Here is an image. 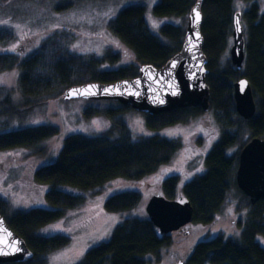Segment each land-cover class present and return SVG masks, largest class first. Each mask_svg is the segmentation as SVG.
<instances>
[{"label":"trees","instance_id":"16d2710c","mask_svg":"<svg viewBox=\"0 0 264 264\" xmlns=\"http://www.w3.org/2000/svg\"><path fill=\"white\" fill-rule=\"evenodd\" d=\"M198 0H159L152 9L155 18H187ZM236 0H202V51L207 59L205 77L209 88V111L187 108L156 116L141 114L145 126L153 131L175 125H187L205 113H210L218 128V139L203 160V172L193 178L167 175L161 178L160 194L167 200L184 196L193 214L190 226H209L221 212L227 195L233 189L239 195V209L245 211L234 238L215 235L195 244L184 264H264V199L251 205L236 186L235 174L242 147L253 138L264 140V11L257 0H237L248 5L242 14L245 33V58L240 71L225 58L232 31V16ZM72 4L62 1L55 11L69 10ZM111 37L130 52L134 64L116 67L119 53L107 48L102 57L80 55L70 51L75 35L68 29H56L28 54L22 48L7 49L14 34L0 28V75L17 72L16 91L21 107L30 110L59 98L68 88L89 83L109 84L136 77L142 65L162 67L176 54L183 41V26L164 24L159 35H153L145 21L143 5L121 9L107 24ZM110 69H102L103 66ZM245 78L252 90L256 110L250 120L236 112L233 85ZM10 92L0 88V154L13 150L32 151L43 155V145L58 135L56 126L40 125L9 129L8 120L20 116L12 103ZM104 108L87 107L85 119L104 117L110 128L94 137L80 134L67 136L56 159L35 169L32 182L43 188L42 206L27 211L9 212L7 202L0 197V215L32 252L33 257L19 264H47V258L67 247L66 235L43 237L38 231L65 218L67 211L80 208L83 196L64 189L89 192L114 180L138 182L156 174L170 163L181 149L178 140L159 136L133 139L125 116L131 110L117 102ZM246 135V141L243 136ZM236 148L235 152L232 151ZM142 196L137 192H122L107 198L103 208L107 213L120 214L138 208ZM171 234L161 235L147 218H129L118 224L108 241L86 251L76 264H150L159 261L161 253L172 247ZM16 264V263H12Z\"/></svg>","mask_w":264,"mask_h":264},{"label":"rangeland","instance_id":"374dc122","mask_svg":"<svg viewBox=\"0 0 264 264\" xmlns=\"http://www.w3.org/2000/svg\"><path fill=\"white\" fill-rule=\"evenodd\" d=\"M69 1L72 8L57 12V4ZM159 0H0V28L8 29L14 34V41L7 49L22 48L21 54H28L40 42L56 29H68L75 39L70 51L80 55L102 57L110 48L121 56V62L114 68L134 64L130 52L114 40L108 32L107 24L117 12L129 5L145 7V21L149 31L159 35V27L164 24L186 27L187 18H161L152 14L154 5ZM260 12L264 11V0H257ZM248 5L235 1L234 12L243 14ZM155 25V26H154ZM244 28V22L242 20ZM232 38L228 41L225 58H229ZM5 50L0 47V52ZM102 69H110L103 66ZM17 72L15 70L0 75V88L10 92L12 103L19 110V115L8 120L9 129L40 125H54L58 135L43 145V155L36 156L32 151L13 150L0 154V197L7 202L10 213L27 211L42 206L43 188L34 185L32 173L35 169L52 163L61 147L63 140L73 134L86 137L97 136L110 128V121L104 117L85 119L82 112L87 107L104 108L114 106L115 101H89L72 99L64 101L62 97L50 99L30 110L21 107V98L16 91ZM95 122V123H94ZM125 122L133 139L140 137L159 136L168 140H178L182 147L169 164L162 167L156 174L138 182L114 180L89 192L73 189L64 191L85 198V203L78 209L67 211L65 218L48 225L38 231L43 237L66 235L70 238L67 247L56 251L47 258V264H76L90 248L109 240L113 229L129 218H145V207L148 200L160 194L161 178L167 175L193 178L203 172V160L213 143L218 139V128L210 113L202 114L187 125H175L161 130L148 129L140 113L130 110ZM246 141L247 136H243ZM236 148L232 151L235 152ZM122 192H137L142 196L138 208L120 214L107 213L103 208L105 200ZM239 195L232 189L227 195L221 212L214 222L205 227L188 226L181 231L171 233L173 245L164 250L159 261L153 258L150 264H173L185 261L192 247L200 241L215 235L234 238L239 234V223L243 221L245 211L240 210ZM264 247V242L260 241Z\"/></svg>","mask_w":264,"mask_h":264},{"label":"water","instance_id":"95a60500","mask_svg":"<svg viewBox=\"0 0 264 264\" xmlns=\"http://www.w3.org/2000/svg\"><path fill=\"white\" fill-rule=\"evenodd\" d=\"M201 3L202 0H198L189 11L179 51L162 67L142 65L134 78L109 84L89 83L71 87L63 92L62 99L115 101L149 116L187 108H200L203 112H208L210 93L205 82L207 59L202 51ZM194 9L200 14L198 23L194 22ZM231 38L229 58L236 70L240 71L245 58V33L240 12H234L232 16ZM241 82L245 83L242 85ZM89 89L94 94L74 93V90ZM233 99L237 114L243 120H250L255 114L256 106L251 87L245 78H241L233 85ZM235 183L251 205L264 199L263 139L253 138L240 150ZM145 213L159 233L167 235L190 226L193 209L184 196L180 195L170 201L162 194H155L148 200ZM32 257L33 254L25 242L10 229L0 215V264L25 263Z\"/></svg>","mask_w":264,"mask_h":264},{"label":"snow or ice","instance_id":"6c2138e0","mask_svg":"<svg viewBox=\"0 0 264 264\" xmlns=\"http://www.w3.org/2000/svg\"><path fill=\"white\" fill-rule=\"evenodd\" d=\"M194 13H195V20H194V22H196V23H198L199 22V19H200V14H199V12L198 11H196L195 9H194ZM155 26V25H154ZM240 29H239V22H237V31H239ZM14 50V49H13ZM242 83V85L245 83V82H241ZM91 87H95V86H91ZM105 91H108L107 89H105ZM74 93H76V94H85V95H87V94H94L93 92H91V90L89 89V90H74ZM95 123V122H94Z\"/></svg>","mask_w":264,"mask_h":264}]
</instances>
